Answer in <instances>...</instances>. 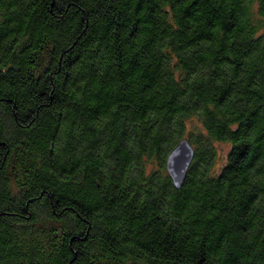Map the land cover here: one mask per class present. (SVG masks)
I'll return each mask as SVG.
<instances>
[{"label": "trees", "instance_id": "trees-1", "mask_svg": "<svg viewBox=\"0 0 264 264\" xmlns=\"http://www.w3.org/2000/svg\"><path fill=\"white\" fill-rule=\"evenodd\" d=\"M0 264H264V0H0Z\"/></svg>", "mask_w": 264, "mask_h": 264}, {"label": "water", "instance_id": "water-1", "mask_svg": "<svg viewBox=\"0 0 264 264\" xmlns=\"http://www.w3.org/2000/svg\"><path fill=\"white\" fill-rule=\"evenodd\" d=\"M193 156L194 149L186 139L181 140L168 153L165 160L166 172L177 189L181 188L187 175L186 172L193 161Z\"/></svg>", "mask_w": 264, "mask_h": 264}, {"label": "rangeland", "instance_id": "rangeland-1", "mask_svg": "<svg viewBox=\"0 0 264 264\" xmlns=\"http://www.w3.org/2000/svg\"><path fill=\"white\" fill-rule=\"evenodd\" d=\"M215 148H216V159H217L216 164L219 165V163L223 160L224 156L226 155L228 147H226L223 144H215Z\"/></svg>", "mask_w": 264, "mask_h": 264}]
</instances>
